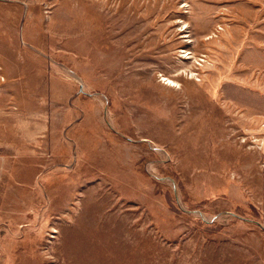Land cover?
<instances>
[{"label":"rangeland","instance_id":"rangeland-1","mask_svg":"<svg viewBox=\"0 0 264 264\" xmlns=\"http://www.w3.org/2000/svg\"><path fill=\"white\" fill-rule=\"evenodd\" d=\"M0 264H264V0H0Z\"/></svg>","mask_w":264,"mask_h":264},{"label":"bare ground","instance_id":"bare-ground-1","mask_svg":"<svg viewBox=\"0 0 264 264\" xmlns=\"http://www.w3.org/2000/svg\"><path fill=\"white\" fill-rule=\"evenodd\" d=\"M164 83L167 84V85H169V87H173L174 86V83L172 81H170V80H167V79H165Z\"/></svg>","mask_w":264,"mask_h":264}]
</instances>
